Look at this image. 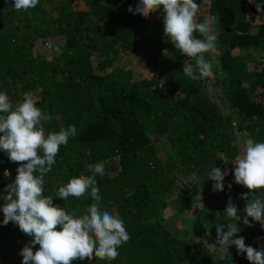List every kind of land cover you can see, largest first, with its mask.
I'll list each match as a JSON object with an SVG mask.
<instances>
[{
    "label": "trees",
    "instance_id": "16d2710c",
    "mask_svg": "<svg viewBox=\"0 0 264 264\" xmlns=\"http://www.w3.org/2000/svg\"><path fill=\"white\" fill-rule=\"evenodd\" d=\"M74 1L80 0H39L35 8L16 11L14 0H0V92H7L15 106L31 91L36 106L53 117L46 132L77 129L45 175L44 195L83 215L94 202L90 194L63 201L55 190L73 177L90 175L87 165L102 163L105 174L96 177L100 207L122 219L130 236L115 260L73 264H250L234 245L219 247L216 224L229 222L223 212L231 197L241 216V231L233 238L243 236L258 250L264 245L257 239L264 238V228L251 218L252 227L242 222L246 201L240 196L248 189L234 183L231 164L242 153L240 141L264 142V60L255 62L247 88L241 53L264 50V11L248 0H209L208 19L218 18L215 51L205 53L213 61L220 94L215 96V87L207 94L203 80L186 77L179 55L157 39L162 8L160 17L150 20L128 11L137 0H81L85 9H75ZM258 14L262 19L252 32ZM52 38L61 41L57 53L35 50L39 40ZM147 45L145 55L158 73L134 79L116 59ZM213 165L229 170L224 190L215 193L214 181L207 180ZM18 166L0 151V264H21L19 253L32 239L14 223H2V196ZM256 195L264 199V189ZM187 202L199 203L197 220L176 231L165 210Z\"/></svg>",
    "mask_w": 264,
    "mask_h": 264
},
{
    "label": "clouds",
    "instance_id": "9594fccd",
    "mask_svg": "<svg viewBox=\"0 0 264 264\" xmlns=\"http://www.w3.org/2000/svg\"><path fill=\"white\" fill-rule=\"evenodd\" d=\"M38 3L39 0H14L13 7L16 11H26ZM248 3L254 4L258 12L264 11V5L256 0H248ZM161 8L167 41L179 53L194 60V63L183 64V74L191 80L211 76L213 61L207 60L205 53L215 51L218 18L213 16L203 23L197 22L199 4L196 0H139L135 9L130 5L128 11L147 18L150 13L160 12ZM195 33L202 38H197ZM52 119L50 114L36 106L31 91L24 93L22 101L15 106L7 92H0V151L10 162L19 164L14 182L4 189L2 223L6 226L12 222L23 234L32 237L19 253L21 264H73L76 260L93 258L115 260L119 255L118 248L130 236L122 219L100 207L102 198L96 177L105 174L102 163L87 165L90 175L73 177L55 190V197L63 201L90 194L94 202L83 215L66 211L59 204H54L53 196L44 195V177L52 170L60 147L66 146L69 138L77 134L74 125L46 132L45 123ZM224 163L228 164L227 161ZM231 164L235 166L234 183L248 189L240 196L246 201L243 224L252 227L251 218L264 228V199L256 195L257 190L264 189V142L247 140L242 153ZM4 174H8L7 170ZM228 174L227 168L221 171L215 165L211 167L207 180L214 181V193L224 190V179ZM228 187L231 189V183ZM238 211L229 197L223 212L229 222L216 224L217 244L224 249L234 245L238 254L246 253L250 264H264V245L258 250L246 245L243 236L233 238L241 231L237 226L241 221ZM35 245L39 248L34 252Z\"/></svg>",
    "mask_w": 264,
    "mask_h": 264
},
{
    "label": "rangeland",
    "instance_id": "374dc122",
    "mask_svg": "<svg viewBox=\"0 0 264 264\" xmlns=\"http://www.w3.org/2000/svg\"><path fill=\"white\" fill-rule=\"evenodd\" d=\"M137 3H139V0H137ZM208 5H209V0H201L199 4V10L196 14L197 22L203 23L206 20H208V11H207ZM53 6L56 7V4L53 3ZM73 7L75 9H83V8L85 9L86 4L84 3V1H81V0L79 2L74 1ZM54 13H55V10H54ZM56 13H57V8H56ZM160 14H162L161 11L157 13H150L149 18L150 20L158 19L160 17ZM261 19L262 17L259 14L255 16L254 21L252 23L253 26L251 27L252 32L257 31V25L261 21ZM161 20L163 21L162 17H161ZM161 29L162 31L159 33V36L157 37V39H159V41L161 42H167L171 51L174 52L173 55H179V60L182 64L189 63V60H188L189 58L179 53V51L175 49L174 45L171 42L167 41L168 38L164 36V25L163 24H162ZM38 42L39 43L36 44L35 50L44 55H46L47 53L49 54L57 53L61 45V41L59 38H52L46 41L39 40ZM148 47L149 45H147L145 48H140L137 51L120 53L116 59V64L120 65L121 67L129 71L130 75H132L134 79H139L143 77L151 78L152 76L157 75L158 71L152 69L151 65L148 62L149 59L145 55ZM241 53L246 57V60H247L246 61L247 74H246V77L244 78V84L247 88H250V85L252 82L251 72L254 70L255 62L257 60H264V50L252 48L248 50H242ZM92 59L93 61H96L98 59L97 55L94 54L92 56ZM202 80H203V84H205V88L203 89L205 93L209 94V91L212 90V87H215L213 88L212 92L214 93L215 96L220 95L219 89L216 88L217 83H216L215 76L211 75ZM239 144L241 147L240 148L241 151H243L244 147L241 145H244V143L240 141ZM179 200L182 201L183 197L180 196ZM198 205H199L198 202L196 203L187 202L184 205L181 204V208L166 209L165 215L168 217L167 218L168 224L171 227H173L176 231H186L187 228L190 226L191 222H194L197 220V214L195 213V211Z\"/></svg>",
    "mask_w": 264,
    "mask_h": 264
}]
</instances>
